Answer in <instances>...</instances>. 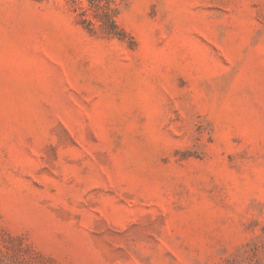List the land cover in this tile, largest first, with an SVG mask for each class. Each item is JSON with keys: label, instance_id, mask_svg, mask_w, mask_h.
<instances>
[{"label": "rangeland", "instance_id": "374dc122", "mask_svg": "<svg viewBox=\"0 0 264 264\" xmlns=\"http://www.w3.org/2000/svg\"><path fill=\"white\" fill-rule=\"evenodd\" d=\"M117 1L0 0V264H264V0Z\"/></svg>", "mask_w": 264, "mask_h": 264}, {"label": "trees", "instance_id": "16d2710c", "mask_svg": "<svg viewBox=\"0 0 264 264\" xmlns=\"http://www.w3.org/2000/svg\"><path fill=\"white\" fill-rule=\"evenodd\" d=\"M89 9L93 11L95 18L101 23V28L108 34H115L118 29L115 16L117 13V0H88ZM90 27L94 23L90 20L83 19Z\"/></svg>", "mask_w": 264, "mask_h": 264}]
</instances>
